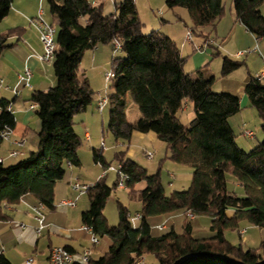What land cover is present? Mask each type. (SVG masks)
<instances>
[{"label": "trees", "instance_id": "trees-1", "mask_svg": "<svg viewBox=\"0 0 264 264\" xmlns=\"http://www.w3.org/2000/svg\"><path fill=\"white\" fill-rule=\"evenodd\" d=\"M13 2L0 0V23ZM232 2L240 21L254 35L264 37V0ZM48 3L58 23L53 65L56 83L34 89L29 98L38 104L35 112L42 121L39 132L28 130V134H35L36 148L15 163H0V220L7 219L4 208L8 204L25 201L55 206L58 183L69 177L70 166L82 165L78 152L82 138L74 117L88 109L96 94L82 67L84 55L100 44L119 41L125 56L114 55L112 59L110 131L117 140H130L133 130L155 132L166 143V159L188 165L193 179L187 189L167 195L160 166L150 173L124 151L117 152V182L112 187L106 182V174L101 176L87 191L89 207L81 213L82 224L104 240L97 248L100 255L75 264H136L147 254H153L159 264H264V239L259 248H244L226 237L227 230L240 232L243 220L264 227V138L249 150L238 144L229 119L241 110L240 96L215 91L214 77L202 70L187 72L174 39L159 30L143 31L135 0H115V11L110 14H104L103 2ZM166 4L171 9L187 8L196 32L216 26L225 13L224 0H166ZM17 29L0 31V56L11 46L8 39ZM243 65V61L226 56L221 75L227 76ZM245 92L258 112L264 133L263 78L252 75ZM187 100L195 111L189 125L178 116ZM131 102L141 112L133 125L128 118ZM12 103L8 98L0 99V130L16 126ZM93 150L96 162L105 169L111 166L99 149ZM123 175L128 176L125 182L131 191L138 182H146L140 190L142 216L133 224L129 210L119 202V223L111 225L104 208ZM232 179L234 188L229 186ZM228 209L234 210L232 216L227 215ZM188 213L209 216L212 234L195 237L194 219ZM164 222L166 227L159 228ZM0 264L13 263L0 253Z\"/></svg>", "mask_w": 264, "mask_h": 264}, {"label": "crops", "instance_id": "crops-1", "mask_svg": "<svg viewBox=\"0 0 264 264\" xmlns=\"http://www.w3.org/2000/svg\"><path fill=\"white\" fill-rule=\"evenodd\" d=\"M58 1L63 2V0ZM91 1L98 4L101 0ZM44 2L45 0H14L10 13L0 23V31L3 32L9 28L18 27L15 34L8 39L11 46L6 48L0 56V79L4 82V87L0 89V99L8 98L13 101L12 109L17 120L11 137L2 139L0 143V156L3 157L4 163L6 161H10L9 164L17 162L18 160L12 159L18 156L11 157L9 151L18 149L23 153L21 155H24L26 151L23 147L28 142L27 137L32 136L30 133L34 129L40 128V118L38 119L37 114L34 115L36 108H30L29 98L31 93L34 89H46L56 83V77L51 76V68L53 69V67H50L49 71L46 72L40 59V55L43 53V44L40 39V31L33 23V20L39 15H42L45 19L46 8ZM179 8H173L172 12L175 18L182 20L186 25V37L181 47L177 42L180 36H176L175 32H162L174 39L180 47L182 56L185 58L184 68L187 72L195 73L196 69L202 70L206 76L214 77L213 89L215 91H227L240 96L241 110L231 116L229 120L236 133L238 144L246 150L253 148L263 138L256 137L253 130L245 127L250 123L256 122L258 125L260 122L256 109L250 105L245 87L252 75H261L260 77L264 80V37L259 38L254 35L237 17L234 7L227 8L225 5V13L216 26H206L199 32L193 31V35L198 34L199 39H193L192 37V40H188L187 33L192 27L188 26L187 20L184 18L188 13ZM261 11L264 15V2L261 5ZM181 12H184L183 18ZM159 13L162 14V11L159 10ZM55 22L54 20L50 23L56 24L57 22ZM161 24L170 26L172 20L169 19V16L168 18L163 17ZM181 30L183 32V29ZM187 43L191 44V49L188 48L184 52ZM97 48L98 46L95 49ZM209 48L214 49L213 58L208 52ZM240 51L244 53L239 55ZM93 54V59H96V53ZM226 56L243 61L244 65L229 75H221L220 77L218 75L221 74L223 60ZM27 67L32 71V88L19 85V74ZM243 68H245L244 71H242ZM88 79L91 81L90 76H88ZM186 102L191 101L187 100ZM134 104L133 102L129 104L128 111L129 107L131 109ZM35 121L38 125L33 128L30 124H34ZM235 125H243V127L236 128ZM240 128L243 136L238 134ZM28 130L30 131L29 134ZM85 135L88 138L91 137L88 130H86ZM20 138L26 140L25 144L22 146L15 145L13 140ZM247 138H250V141H247ZM171 161L179 169L178 176L169 172L171 177L179 181L191 182L193 179L192 169L188 165ZM72 182V171H70L69 177L58 183L55 206L53 208L45 207L43 210L45 226L41 233L37 230L38 220L31 208L32 204L22 201L17 204L6 205L4 212L8 217L5 220H0V253L5 254L13 264H50V251L55 245H64L72 251H81L84 247L89 246V235L82 229L81 214L75 220L71 217L70 206L57 205V202L62 198L76 196V192L71 188ZM70 188L72 191H70ZM226 213L228 216H232L234 210L228 209ZM182 220L184 219L182 218L180 222ZM173 221L177 224L174 218ZM194 231L195 226L193 224V233ZM97 248L98 245L94 248V256L96 253H100Z\"/></svg>", "mask_w": 264, "mask_h": 264}, {"label": "rangeland", "instance_id": "rangeland-1", "mask_svg": "<svg viewBox=\"0 0 264 264\" xmlns=\"http://www.w3.org/2000/svg\"><path fill=\"white\" fill-rule=\"evenodd\" d=\"M101 2H103L104 4V14H110L115 11V0H101L100 3ZM136 2L139 18L143 23V31L145 33H149L152 30H161V32L166 31L168 33L171 31L175 32L177 34L176 36H180L179 39H177V42L181 47V44H183V40L185 41L186 37V25L182 20H178L177 18H175L172 9L167 6L166 0H136ZM224 4L227 6V8L233 6L232 0H224ZM44 6L46 8L44 15L45 19L49 22H53L54 18L50 12L48 0H45ZM178 7H180L179 9H183L182 11H186V13H188L187 16H184V12H181V15L182 18L183 16L184 18H186L188 26L192 27V21L187 8L182 6ZM159 10L162 11V14L159 13ZM168 16L169 19L171 18L172 20V25L166 26L165 24L163 26L161 24L162 18H168ZM56 25L58 27L57 23ZM181 29H183V32ZM198 37V34L193 35V39H199ZM185 46L186 47L184 52H186L188 48L191 49L190 43H187V45ZM208 52L210 55H212L211 58H213L214 49L209 48ZM93 53H96V59H93ZM114 55L125 56V53L121 49H116L113 44H100L98 45L97 49H89L84 55L82 67L86 73V76H90V84L96 94L98 92H102L103 94L108 95L110 92L113 91L114 77H112L111 80H107L106 74L107 72L113 73L112 59ZM244 69L245 68H243L242 71H244ZM51 76H55L52 68ZM218 76L221 77V74H219ZM96 94L94 95L92 104L88 107V109L84 112L76 114V116L74 117L75 128L82 138V144L78 149L82 165L72 167L70 166L71 168H68L69 171H72V181H75L79 178L81 181H86L89 183L96 182L101 176L106 174V182L110 186L114 187L115 183L118 180L117 168L119 166L115 155L119 151H124L127 156L133 158L140 165L147 168L150 173L156 172L160 166L162 173V181L165 186L167 195H171L175 190L187 189L190 186V181H179L171 177L169 172L178 176L179 169L174 166L175 163L172 162L169 158L166 159V155L168 152L166 148V143L162 141L156 135L155 132H140L137 130H133V135L130 140H117L115 138V136L109 129L110 106L109 104H106L103 110L100 111L97 107L98 97ZM34 115L36 116L35 112ZM140 116L141 112L137 104H134L131 109L129 107L128 118L129 122L132 125L139 119ZM178 116L185 125H189L190 121L195 116V111L193 109L192 103H184V106L178 111ZM40 122V128L34 129L35 131L37 130V132L40 131L42 128V121L40 120ZM30 125L33 128H36V125L38 124L35 121L34 124ZM235 126L236 128L243 127V125ZM245 127L249 130H253L256 137L264 138V133L261 128V119L258 125L255 122L250 123V125H246ZM86 130L91 133L90 138L86 137ZM238 130V134L240 136H243V133H241V128ZM34 135L27 137L28 142L23 147V149L26 151L25 154H28L29 150H33L36 148V137ZM255 136H253V138H255ZM247 139V141H250V138ZM94 148L99 149L103 153L107 162L111 164L114 169H110L109 167L105 169V167L101 163L95 161V155L93 150ZM147 152L154 153V157L152 159H149L146 156ZM21 158H23V155H19L17 158H13L12 160H20ZM9 162L10 161H6L5 164L8 165ZM104 172L105 174H103ZM145 186L146 182L141 181L135 185L133 191L128 188L127 184L125 188L116 187L113 190V193L111 194L104 208V215L107 217L111 225H117L119 223V202L127 207L129 213L132 216L137 215V213L141 211L142 198L140 190L143 189ZM229 186L230 188L235 187V181L233 179L229 180ZM71 188L70 191H72ZM88 207L89 196L86 193L80 196L76 207L69 208L71 217L77 220L81 212L87 209ZM192 221L195 226V231L193 233L195 237H207L212 234L210 229L211 218L209 216L198 215ZM240 229V232H238L237 230H227L226 237L235 244H242L244 248L260 247L261 242L264 239V227L256 226L251 224L247 220H243L240 224ZM243 229H247V231L245 233H242L241 231ZM103 244L104 240L101 239V242L98 246L100 247ZM99 254L100 253H96L95 256L97 257L99 256ZM141 259L142 261L138 260L136 264H159L158 259L153 254H147Z\"/></svg>", "mask_w": 264, "mask_h": 264}, {"label": "built area", "instance_id": "built-area-1", "mask_svg": "<svg viewBox=\"0 0 264 264\" xmlns=\"http://www.w3.org/2000/svg\"><path fill=\"white\" fill-rule=\"evenodd\" d=\"M33 23L38 27L40 31V39L43 44V53L40 55V59L44 64L45 71L48 72L50 67H53L54 60H55V53L57 49V26L54 23L47 22L42 15H39L37 18L33 20ZM193 37V29H189L187 33V39L192 40ZM114 47L116 49H121V43L119 41L115 42ZM244 52L240 51L238 54L242 55ZM112 72H107L106 79L111 80L113 77ZM259 77L261 75H258ZM32 71L30 68H26L23 72L19 74V85L21 87H29L32 88L33 85L31 83ZM4 87V82L0 79V89ZM98 97V109L100 111L103 110L106 104H108L109 98L108 95L103 94L102 92L97 93ZM38 106L37 103H31L30 108H36ZM12 130L4 129L0 130V138L1 139H9L11 137ZM247 134L249 132L246 131ZM26 142L25 139H14L13 143L17 146H22ZM23 154L18 149H12L9 151V155L11 157H17ZM146 156L149 159L154 157V153L147 152ZM4 159L0 156V163H3ZM110 169H114L113 166L109 167ZM120 171V166L117 168V172ZM105 174V172H104ZM128 178L127 175H123V178L119 181L118 188H125V180ZM95 185V182H86L81 181L80 179H76L72 182V188L76 192V196L73 198H62L60 201L57 202L58 206H70L75 207L77 206L78 200L80 196L87 193L89 189H91ZM45 205L43 203H38L31 205L32 210L34 211L35 217L38 220V232L41 233L42 229L45 226V214L43 210L45 209ZM141 213H137L135 216H130L133 224H137V222L141 218ZM190 218H194L195 215L193 213H188ZM166 227V223H162L159 225V228L163 229ZM82 229H84L90 239L91 245L84 247L81 251H72L68 247L64 245H55L51 248L50 251V264H75L76 262L86 263L88 262L92 256L94 255V248L100 244L101 240L98 235H96L93 229L90 226L83 225ZM247 229H243L241 232L245 233ZM139 261H142L140 258Z\"/></svg>", "mask_w": 264, "mask_h": 264}]
</instances>
